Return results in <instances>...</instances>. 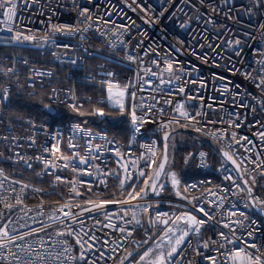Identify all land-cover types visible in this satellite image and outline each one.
<instances>
[{
	"label": "snow or ice",
	"instance_id": "6c2138e0",
	"mask_svg": "<svg viewBox=\"0 0 264 264\" xmlns=\"http://www.w3.org/2000/svg\"><path fill=\"white\" fill-rule=\"evenodd\" d=\"M51 2L49 0V4ZM56 2L60 7L59 0ZM70 2L78 13V24L52 23V17L56 15V9H52V16L47 18V30L38 36L19 22L18 11L21 3L27 8L30 4L39 3V0H0V48L22 47L26 43L34 47L51 45L52 57L63 62L66 56L55 49L62 47L67 51L69 46L59 45L57 34L68 36L79 33L83 42L87 40L88 32L95 31L109 46L127 47L130 41L124 39L125 35H130L133 26L138 27L128 12L142 13L139 18L145 24L154 26L165 13L171 17H176L177 13L187 16L185 9L195 7L191 5V0H180V5H176V0H164V6L156 14L153 6L144 0H120V7L110 5V10L104 13L107 19H102L98 14H93L90 8L83 7L78 0ZM88 2L91 4L92 0ZM199 2L203 5L207 0ZM234 2L222 0L223 7L217 3L211 6V12L219 14L224 8L231 12ZM170 7L173 8L171 12ZM242 12L250 20L257 16L260 18L254 31L259 33V39L264 43V0H249ZM114 15L127 22L117 23L111 19ZM227 18L233 19L230 15ZM191 19L188 16V20H181L180 27L190 30ZM206 23L214 24V21L209 16ZM138 34L147 35L146 32ZM244 37L252 41L257 39L249 32H245ZM248 40L236 37L226 41V45L236 57H241L244 47H250ZM178 43L183 44L182 41ZM142 46L143 40L134 49H129L124 57L129 64L137 65L135 82L120 84L114 72H104L105 78L100 81L106 93L103 101L93 102L91 97L82 98L73 88L64 90L52 87L49 92L40 90L49 101L44 104L49 111H52L51 102L59 101L81 117L127 113L132 135L124 151H121L118 142L109 139L106 134L94 133L84 119L72 122L70 135L65 136L59 131L48 132L42 143L34 132L30 136L20 137L13 134L11 127H6V134H0V161L23 164L36 177L53 178L50 191L22 177L13 178L4 167H0V264H108L109 261L111 264H264V244L254 242L257 228L253 225L256 221L248 222L249 218L244 212L225 209L231 194L244 200L245 208L264 212V197L254 194L256 185L264 179V123L249 121V116L257 112V106L260 112H264V51L256 49L254 62L257 67L242 72L260 89V98L255 104H250L245 102L241 92L231 93V102L237 111H227L223 108L227 101H221L219 106L214 99L213 103L204 104L199 89L195 95L191 94L188 84H198L199 88H205L206 84L202 80L188 78L191 73L174 54L181 51L179 47L161 54L153 45L140 52ZM199 47L203 48L204 45ZM207 47L219 56L216 51L219 45L214 46L209 42ZM84 51L87 52V49ZM191 54L204 63L208 62L206 52L198 53L192 49ZM149 55L152 58L146 60ZM165 62L174 65L179 79H174L172 73L165 71ZM70 63L76 65L78 60L70 59ZM229 70L233 73L241 71L236 63H232ZM192 71L198 69L193 65ZM22 76L24 85L32 89L29 95L35 98L38 95L34 87L36 79L53 77L54 73L36 68L27 57L18 53L0 55V109L7 108L11 102L12 85L22 87ZM221 88L222 96L229 93L228 84H222ZM145 90L154 93L151 96L153 103L146 105L144 97L137 102L138 93ZM173 96L182 98L174 101ZM193 101L200 103L197 105ZM9 111V124L16 120L24 121L22 115ZM217 113L222 114L218 118H209ZM3 120L0 116V124ZM27 123L29 128H35L34 122ZM148 123L158 125L162 133L160 147H157V141L140 145L144 151L134 156L128 149L136 143L138 134ZM246 126L256 129L252 136L238 131ZM177 128H191L220 145L221 170L226 183L216 185L214 189L202 188L199 196L191 195L196 185L182 186L171 163ZM21 140L26 142L28 148L38 151L33 155L19 151ZM54 145H58L66 155L67 163L54 156L51 151ZM106 152L118 157L116 169L98 163L103 161ZM198 155L203 165L207 153L200 151ZM193 158L194 154L189 153L185 162ZM139 161H143L144 166H139ZM37 164L40 165L39 170L35 167ZM146 167L152 171L149 173ZM64 169L75 173L71 180L57 175L58 170ZM83 176L89 179H81ZM169 183L175 195L190 206H182V210L175 215L155 211L159 207L158 202L149 200L150 195L160 196ZM59 184L68 186L67 196L55 190ZM85 187L92 191V196L81 192L80 189ZM33 194L38 197L39 203L29 207L25 201ZM53 195L61 196V200L53 202L51 207H45L48 198ZM210 225H217L221 229L217 231L218 238L204 237V230ZM138 228L144 230L143 240L136 239ZM97 232L103 233V238L97 236ZM213 252L215 254H208Z\"/></svg>",
	"mask_w": 264,
	"mask_h": 264
},
{
	"label": "built area",
	"instance_id": "2783aa9c",
	"mask_svg": "<svg viewBox=\"0 0 264 264\" xmlns=\"http://www.w3.org/2000/svg\"><path fill=\"white\" fill-rule=\"evenodd\" d=\"M78 2L83 7L90 8L93 14H98L102 19H107L104 13L110 10V5H115L117 8L120 7V0H92L91 4L88 0H78ZM144 2L151 4L156 14H158L164 6V0H144ZM217 3H220L221 7H223L222 0H207V3L203 5L200 4L199 0H191V5L195 7L189 6L185 9L188 13L187 16L183 13H177L176 17H171L169 13H165V16L160 18L159 22L154 26L145 24L143 20L139 18L143 15L142 13L128 12V16H131L135 20L138 27L133 26L130 35H125L124 39L130 41L127 47L118 46L113 48L95 31L88 32L86 34L87 40L83 42H81L79 33L68 36L57 34V43L59 45L67 44L69 46L67 51L62 47L55 49L61 55L66 56L63 62L52 57L51 52L53 51V47L51 45L34 47L32 44L26 43L22 47L0 48V55H13L18 53L21 56L27 57L36 68L42 71H52L54 73L53 77L36 79L34 87L38 95L35 98L29 95L32 89L24 85L23 76L21 77L22 87L18 88L15 84L12 85L11 102L8 104L7 108L0 109V116L4 118L3 123L0 124V134H6V127H11L13 134L20 137L30 136L34 132L38 141L42 143L48 132L59 131L65 136H68L71 134L70 126L73 121L79 120V118H87V120L92 123V125L87 126L90 127L94 133L106 134L109 139L118 142L121 146V151H124L127 149L130 136L132 135L130 117L127 113L124 115L113 114L105 117H81L71 112V110L59 101L51 102L52 111H49L44 107V104L49 103V101L40 90L43 89L44 92H49L52 87H58L64 90L73 88L76 94L82 98L91 97L93 102L103 101L106 93L100 81L105 78L103 75L105 71L114 72L116 74L115 79L120 84H126L129 81L135 82V72L138 70L137 65L129 64L124 57L126 52L129 49H134L141 40H143V46L140 48V52H143V50L150 45L155 46L161 54H164L166 50L173 49L174 47H179L181 49L180 52L174 54L176 58L182 62V65L191 73L188 78L192 80H202L206 84L205 88H199L198 84L187 85L192 95H195L196 90L199 89V94L203 97L204 104H211L214 99L216 105L219 106L221 101H227V103L223 104V108L227 111H237L231 102V93L234 92H241L244 95L246 103L255 104L256 100L261 96L260 89L256 87L254 81L246 79L242 72L257 67L254 62L257 57L256 49L264 51V43L260 41L259 33L254 31V26L260 18L257 16L250 20L248 16L243 14L242 9L248 5L249 0H235L231 12H229L227 8H224L219 14L212 13L211 6ZM59 4L60 7H57L56 0H52L51 4H49V0H39V3L35 5L30 4L29 7L25 8L21 3L18 11L19 22L26 29H31L39 36L47 30V18L48 16H52V9H56V15L52 17V23L61 25L78 24V13L72 8L70 0H59ZM176 5H180V0H176ZM172 10L173 8L170 7L169 12ZM42 13H46V15ZM225 13L232 16L233 19H228ZM188 16L192 17L190 21V30L182 29L180 27L181 20H188ZM198 16L203 18L198 19ZM209 16L214 21V24L206 23ZM111 19L115 20L117 23L127 22L115 15L112 16ZM101 26L107 27L106 25ZM139 32H146L147 35H139ZM245 32L253 33L257 36V39L255 41L248 40L247 37H244ZM236 37L248 40V44H250V47H244L241 57H236L233 50L226 45V41ZM178 41H182L183 44L178 43ZM209 42L214 46L219 45L216 49L219 56L207 47ZM201 44L204 45L203 48L199 47ZM84 49H87V52H85ZM192 49L198 53H208V62L204 63L197 59L196 56H193L191 54ZM151 58L152 55H149L145 59L150 60ZM70 59H77L78 63L73 65L70 63ZM90 60H96L95 64L89 65L88 62ZM232 63H236V67L241 69V71L235 73L230 71L229 69ZM193 65L198 71H192ZM221 77L224 79H219ZM222 84H228L229 87V93L223 96L221 95L223 91L221 88ZM85 87H90L93 89V92L84 93L82 88ZM145 87L146 89L148 88V86ZM152 95H154V93L148 90L141 91L137 95V102L141 97H144L145 104H151L153 103L151 99ZM181 98L182 97L179 96L172 97L174 101ZM192 103L198 105L200 102L193 101ZM9 110L22 115L24 121L21 122L16 120L14 123L9 124ZM239 111H245V109H239ZM113 112L115 113L116 110L113 109ZM221 114L222 113H217L216 116H210L209 118H218ZM164 118L167 119L168 117ZM253 120H259L264 123V112H260L258 106L257 112L249 116V121ZM28 121L34 122V129L29 128ZM121 123L125 124L124 129L115 130ZM180 129L181 128H177V131ZM238 131L243 135L252 136V132L256 131V129L246 126ZM124 133L127 134V138L125 140L119 139L118 135ZM195 133L220 150V145L215 143L212 139L207 136H202L200 133ZM161 138L162 133L158 130V125L156 123L145 124L141 133L138 134L136 143L128 150L132 152L134 156L138 155L144 151L140 145L150 144L152 141H157V147L159 148ZM252 138L255 140V137ZM20 143L22 146L18 150L27 155H33L38 151V149L35 148H28L24 140H21ZM200 151L207 153V160L203 165L198 155ZM54 155L57 159H64L63 154L60 153L58 149ZM117 159L118 157L111 152H106L104 153L103 161H98V163H101L102 166H106L109 169H116ZM209 161L210 153L208 150L201 149L197 152L196 168L205 175L188 179L185 182L184 185L197 186V188L191 192L192 196H199L201 194L200 189L202 188L213 187L214 189V186L226 183L223 181L224 173L221 170V160L216 167H211ZM138 164L139 166H144L143 161H139ZM0 167H4L13 178L20 179L22 177L24 180L30 181L36 186L48 188L50 191L52 190V177H36L33 175L32 170L26 169L23 164L15 165L8 161H0ZM35 167L39 170L40 165L37 164ZM227 167L231 166L227 165ZM146 171L150 173L152 169L146 167ZM18 174H21V176ZM232 174L235 175V173ZM57 175L71 180L75 173L70 169H64L58 170ZM81 179L88 180L89 177L83 176ZM111 182V178H109V184H111ZM207 182L211 183L209 184ZM167 189L170 191L168 195L165 194ZM55 190L61 192L63 196L68 195L67 185L59 184L56 186ZM80 190L86 196H92V191L86 187ZM166 190L161 193L160 196H149V200L158 202L159 204V207L155 209V211L175 215L178 214L179 210H182V206H185V208L190 207L187 205V201L181 200L175 195L170 183L166 186ZM101 191H103V189H101ZM254 194L258 197H264V179H261L256 185ZM58 200H61V196H51L48 198L45 207L53 206V202ZM25 203L29 207H34L39 203V199L33 194L28 196ZM233 205H235L234 209L232 208ZM204 206L208 207L207 204ZM225 209L244 212L249 218L248 222L253 220L256 221V224L253 225V227L257 228L254 242L257 244H264V219L260 218L254 212L253 208H245L244 200L240 199L239 196H232L229 194ZM113 210H115L114 206ZM219 211L218 209L217 212ZM88 223L91 224L92 221L89 220ZM218 230L221 229H219L217 225L207 226L204 230V237L218 238ZM222 230L227 231V229ZM104 231L109 230L105 229ZM96 235L103 238V233L101 232H97ZM135 235L136 239L143 240L145 235L144 230L138 228ZM208 254L213 255L215 253ZM196 259L199 260L200 258L196 257ZM108 264H111V261H109ZM204 264H208V262H204Z\"/></svg>",
	"mask_w": 264,
	"mask_h": 264
},
{
	"label": "trees",
	"instance_id": "16d2710c",
	"mask_svg": "<svg viewBox=\"0 0 264 264\" xmlns=\"http://www.w3.org/2000/svg\"><path fill=\"white\" fill-rule=\"evenodd\" d=\"M96 60H90L88 62L89 65L95 64ZM84 93H92L93 89L90 87L82 88ZM84 119L86 121L87 118H79V120ZM87 125H92L90 121H88ZM124 123L119 124L115 128V130L124 129ZM178 134V135H176ZM175 134V147L172 154V170L176 171L178 173V176L181 180L182 186L185 184V182L188 179L196 178L200 176H204V173H201L196 168V154L199 150L205 149L208 150L210 153V165L211 167H216L221 160L220 151L215 145L209 143L207 140L196 134L193 130L188 128H181L179 131H177ZM119 139L125 140L127 138V134H120L118 135ZM192 153L194 154V158L185 162V157L187 154ZM169 189L166 190L165 194H169Z\"/></svg>",
	"mask_w": 264,
	"mask_h": 264
},
{
	"label": "clouds",
	"instance_id": "9594fccd",
	"mask_svg": "<svg viewBox=\"0 0 264 264\" xmlns=\"http://www.w3.org/2000/svg\"><path fill=\"white\" fill-rule=\"evenodd\" d=\"M164 69L166 72H169V73H172L173 74V78L174 79H179V75L175 73L174 71V65H172L171 63L169 62H165L164 64ZM59 150L60 153H62L59 149V146L58 145H54L53 148L51 149V151L53 152V154L56 152V150ZM63 154V153H62ZM55 156V155H54ZM56 157V156H55ZM63 157H64V161L67 163V157L65 154H63ZM57 158V157H56Z\"/></svg>",
	"mask_w": 264,
	"mask_h": 264
},
{
	"label": "water",
	"instance_id": "95a60500",
	"mask_svg": "<svg viewBox=\"0 0 264 264\" xmlns=\"http://www.w3.org/2000/svg\"><path fill=\"white\" fill-rule=\"evenodd\" d=\"M162 139V138H161ZM19 176H21V174H18ZM254 212L262 219H264V212H260L257 209L253 208Z\"/></svg>",
	"mask_w": 264,
	"mask_h": 264
},
{
	"label": "rangeland",
	"instance_id": "374dc122",
	"mask_svg": "<svg viewBox=\"0 0 264 264\" xmlns=\"http://www.w3.org/2000/svg\"><path fill=\"white\" fill-rule=\"evenodd\" d=\"M176 135H178V134H176ZM174 144H175V142H174ZM173 150H174V148L171 150V155L173 154Z\"/></svg>",
	"mask_w": 264,
	"mask_h": 264
},
{
	"label": "bare ground",
	"instance_id": "6f19581e",
	"mask_svg": "<svg viewBox=\"0 0 264 264\" xmlns=\"http://www.w3.org/2000/svg\"><path fill=\"white\" fill-rule=\"evenodd\" d=\"M163 179V178H162Z\"/></svg>",
	"mask_w": 264,
	"mask_h": 264
}]
</instances>
